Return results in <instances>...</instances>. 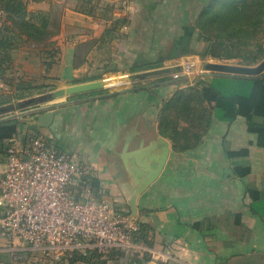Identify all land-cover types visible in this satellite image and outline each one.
Instances as JSON below:
<instances>
[{
	"label": "crops",
	"instance_id": "obj_1",
	"mask_svg": "<svg viewBox=\"0 0 264 264\" xmlns=\"http://www.w3.org/2000/svg\"><path fill=\"white\" fill-rule=\"evenodd\" d=\"M77 1L70 0L69 7L74 8ZM67 11L65 19L71 23L93 20L73 9ZM93 25L97 29L101 26L94 20ZM63 34L69 31L63 30ZM80 38L84 36L62 44L59 57L50 65L43 59L33 71L27 64L21 65V81H37L57 89L96 80L90 63L75 65L78 45L87 41ZM189 56H183L184 62ZM193 65L188 62L191 69ZM29 66L33 67L32 62ZM127 70L125 73L131 75ZM122 76L108 75L111 80H104L109 87L120 86L124 84L119 82ZM250 83L243 86L247 88L243 94L249 93ZM132 87L104 96L86 94L72 102H55L51 108L12 111L0 121L12 120L17 126L12 140L23 142L29 136H38L57 150L73 154L93 170V184L102 198L126 213L133 212V196L155 173L168 146L162 171L135 201V217L150 228L148 239L153 248L172 256L166 264H264V147L258 146L256 133L249 132L246 118L238 116L232 122L217 118L197 148L176 153L171 141L159 132V113L166 99L160 97L157 87ZM49 111L52 118L39 119ZM12 140L0 145V174L5 168L6 147ZM224 140L232 150H247L249 175L234 174V161L223 152ZM11 246L0 239V264H11ZM37 261L34 264H48L42 258Z\"/></svg>",
	"mask_w": 264,
	"mask_h": 264
},
{
	"label": "rangeland",
	"instance_id": "obj_2",
	"mask_svg": "<svg viewBox=\"0 0 264 264\" xmlns=\"http://www.w3.org/2000/svg\"><path fill=\"white\" fill-rule=\"evenodd\" d=\"M209 1L119 0L117 3H108L104 0H93L89 3L87 0H78L73 8L69 7L70 0H0V8L4 11L9 3L21 4L25 20L40 28L32 34L26 26L20 24L19 18L14 16L16 20L13 22L9 13L5 12V21L0 29V40L3 42L0 46V98L1 100L8 99V101L1 104L0 107L8 104L16 106L18 102L55 90V85H41L37 81L30 82L29 85L22 84L26 82L21 81L18 68L27 64L26 67L33 71L36 69V64L42 59L45 64L50 65L56 59L55 57H59L62 44L68 43L71 39L75 40V37L82 35L84 36L83 39L86 38L87 41L78 45V59L76 61L78 65L85 62L90 63L91 69L96 72L92 77L96 79L94 81L104 80L108 75H115V77L126 75L124 71L126 68L129 72L136 69L138 74L146 75L144 79H139L134 85H130L128 82L120 86L103 89L107 92L98 94L100 96L117 93V91L131 86H133L132 88L147 87L146 89L149 90L157 87L159 92H163L160 97L167 100L177 89H186L190 86L201 87L204 83H199L200 81L216 85L218 90L225 94L247 92V88L243 87L249 82L246 77L254 76L245 77V75L207 71L205 64L219 62L255 66L263 61L264 57L251 65H247L241 64L239 59L224 60L204 55L207 43L197 39L198 30H194V37L190 46L186 47V43L182 44L186 50L194 48L195 53H188L190 56L187 60V62L194 64L191 70H184V73H181L178 78H175L172 72L151 75L152 72H161L166 68L186 63L183 56L188 55L187 53L180 56L173 54L176 47L174 39L179 37L181 33L184 36V32H189L190 27H194V14L198 8L206 6L205 3ZM68 8L92 17L101 26L97 29L93 25L92 19V22L87 21L88 19H78L74 23L66 21L65 16ZM115 10L118 12L115 13ZM115 14L122 16L115 17ZM77 22L81 25L77 26ZM89 23H92V26H89ZM113 27H115L113 30L107 31ZM63 30H68L69 34L62 36ZM77 30H79L78 33H75ZM68 37L72 38L69 39ZM83 39L80 38L79 40ZM261 41L264 43V35L261 37ZM57 47L59 48L58 51H56ZM30 62L33 64L32 68L29 66ZM137 67L142 69L137 70ZM262 74L264 72L260 75ZM109 78L107 77L106 80L110 81L111 78ZM80 97L73 95L52 100L45 104L44 108H51L55 102L63 100L72 102ZM29 109L24 108L17 111ZM127 214L130 213L127 212ZM131 219L137 221L135 216H132ZM77 264H114V262H107L100 256L89 261L86 260V263L81 262V260L77 261Z\"/></svg>",
	"mask_w": 264,
	"mask_h": 264
},
{
	"label": "built area",
	"instance_id": "obj_3",
	"mask_svg": "<svg viewBox=\"0 0 264 264\" xmlns=\"http://www.w3.org/2000/svg\"><path fill=\"white\" fill-rule=\"evenodd\" d=\"M5 14L0 8V29ZM5 160L0 174V239L12 244L11 264H34L37 258L68 264L76 252L89 251L103 258L121 252L118 264L132 258L141 264L172 260L170 253L138 239L137 221L97 193L93 170L73 154L29 136L23 142L12 140Z\"/></svg>",
	"mask_w": 264,
	"mask_h": 264
},
{
	"label": "trees",
	"instance_id": "obj_4",
	"mask_svg": "<svg viewBox=\"0 0 264 264\" xmlns=\"http://www.w3.org/2000/svg\"><path fill=\"white\" fill-rule=\"evenodd\" d=\"M87 1L93 2V0ZM206 3V6H201L194 14L195 25L190 27L191 32H184V36L181 33L179 37H175L174 56L195 53L193 47L188 48L187 51L182 44L186 43V47L190 46L194 30H198L197 39L207 43L204 55L224 60L239 59L241 64L247 65L264 57V43L261 41L264 35V0H210ZM5 12L9 13L13 22L16 20L14 16L19 18L20 24L26 26L32 34L40 30L38 26L25 20L21 4L9 3ZM1 44H3L2 40L0 46ZM77 59L76 53L75 65H78ZM138 69L142 68L137 67ZM130 72H136V69ZM246 79L251 82L247 95L243 92L225 94L218 90L216 85L201 81L199 83H204L201 87L190 86L175 90L169 99L163 101L159 113L160 134L171 141L176 153H184L194 150L202 143L215 119L232 122L238 116H243L246 118L249 132L258 136V146L264 147V74ZM106 92V90H97L76 97L86 94L94 96ZM7 101L8 99L0 98V105ZM11 122L12 120L0 121V145L4 140L12 139L17 135V126ZM222 146L225 156L234 161V174L238 177L249 175L251 165L246 160L247 150H232L226 140L223 141ZM137 223L140 226L138 239L153 246L148 239L150 228L138 221ZM120 253L114 252L104 259L118 264L122 254ZM94 257L100 255L95 251H89L87 254L76 252L68 264H77L80 260L86 263V260L89 261ZM141 263L132 258L127 264Z\"/></svg>",
	"mask_w": 264,
	"mask_h": 264
},
{
	"label": "water",
	"instance_id": "obj_5",
	"mask_svg": "<svg viewBox=\"0 0 264 264\" xmlns=\"http://www.w3.org/2000/svg\"><path fill=\"white\" fill-rule=\"evenodd\" d=\"M187 67H188V62L186 61V63L184 64H179L178 66L172 67V68L170 67L166 68L161 72L160 71L152 72L151 75H154V73L158 75L161 73L164 74V73H170V72H172L173 75L181 74V73H184V70H188ZM205 69L207 71H213V72H224V73L245 75V76H258L264 72V60L255 66H242V65L224 64V63H219V62H209L205 64ZM124 77L126 79V83H128L136 79H143L146 77V75L136 73V74H131V75L126 74L124 75ZM108 88H112V87L106 86L104 80L84 82V83H79V84L57 88L49 93L18 102L16 106H14L13 104H8L3 107H0V116L8 114L15 110H19V109L31 108V107H36V106L41 107V106H44L45 104H48L49 101L60 99L63 97L80 95V94H85V93H89L92 91L103 90V89H108ZM161 94H163V92ZM52 117H53V112L51 111L45 112L39 115V119H45V120H49ZM168 154H169V147L167 146V149L163 152L161 161L156 167L157 170L155 171V173H153V175L151 176V178H149V180H147L146 182H143L142 188L137 190L136 194L133 196L132 201L130 202L133 212H130L129 214L130 217L135 216L136 214L135 201H136L137 196L142 192L143 189L147 188V186L152 181L155 180V177H157L160 174V172L162 171L165 165V161L167 159Z\"/></svg>",
	"mask_w": 264,
	"mask_h": 264
},
{
	"label": "bare ground",
	"instance_id": "obj_6",
	"mask_svg": "<svg viewBox=\"0 0 264 264\" xmlns=\"http://www.w3.org/2000/svg\"><path fill=\"white\" fill-rule=\"evenodd\" d=\"M104 82H105V84H106V86H107V85H108V82H107L106 80H104ZM119 82H120V83H126V79H125V77L122 76V77L119 79Z\"/></svg>",
	"mask_w": 264,
	"mask_h": 264
}]
</instances>
